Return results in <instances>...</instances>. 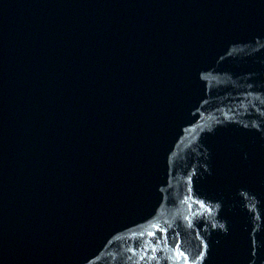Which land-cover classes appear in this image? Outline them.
Segmentation results:
<instances>
[{
    "label": "water",
    "instance_id": "obj_1",
    "mask_svg": "<svg viewBox=\"0 0 264 264\" xmlns=\"http://www.w3.org/2000/svg\"><path fill=\"white\" fill-rule=\"evenodd\" d=\"M0 264H264V0H0Z\"/></svg>",
    "mask_w": 264,
    "mask_h": 264
}]
</instances>
